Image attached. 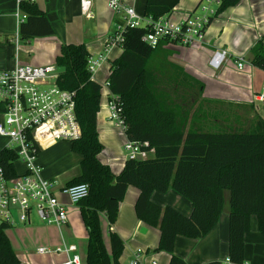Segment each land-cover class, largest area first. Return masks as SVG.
<instances>
[{"label": "trees", "instance_id": "obj_1", "mask_svg": "<svg viewBox=\"0 0 264 264\" xmlns=\"http://www.w3.org/2000/svg\"><path fill=\"white\" fill-rule=\"evenodd\" d=\"M179 1L146 0L144 13L154 20L170 17ZM239 1L219 0L205 30L217 14ZM19 7L26 14L19 24L22 40L55 34L47 15L35 2L20 1ZM149 31L150 25L127 26L120 45L123 52L111 61L108 85L118 102L125 134L129 140L147 141L155 149L154 155L147 159H127L119 174H114L99 159L104 149L97 129L102 86L91 78L90 53L85 43L62 44L56 58V64L66 68L57 83L76 92V112L82 129V135L70 141L72 151L81 155L80 172L65 186L89 185L88 196L78 204L88 231L86 264H122L124 241L111 228L130 185L140 190L136 214L143 222L159 227L157 250L171 254L169 264H188L174 252L176 237L207 235L218 223L225 191H229L228 258L232 263L242 264L245 234L250 230L252 216L257 217L264 236V119L256 113L246 125L240 118L235 117L234 121L229 111L211 108L206 99L201 98L194 105L192 92L194 89L202 92L204 84L168 60L171 52L163 46L175 40L163 38L152 47L143 40ZM251 52V62L264 68V35ZM5 109L6 104L0 100V113ZM17 158L11 149H0V166L8 177L16 175ZM169 189L191 202L189 215L152 200L154 191ZM101 213L106 214L109 222L111 253L104 243ZM0 264H20L3 228H0ZM204 264L223 262L213 260Z\"/></svg>", "mask_w": 264, "mask_h": 264}, {"label": "crops", "instance_id": "obj_2", "mask_svg": "<svg viewBox=\"0 0 264 264\" xmlns=\"http://www.w3.org/2000/svg\"><path fill=\"white\" fill-rule=\"evenodd\" d=\"M122 1L135 7L140 15H145L146 0ZM203 1L180 0L169 20L181 23L188 16H194L197 6L200 2L203 5ZM206 1L209 4L215 2L217 6L219 4L217 0ZM33 2L47 15L55 34L22 41L19 37V24L21 15H26L25 12L18 7L16 0H0V69H11L19 64L57 65L56 58L62 44L85 43L90 57L99 60L91 77L102 86L97 129L104 149L99 154V159L109 165L114 174H119L127 160L124 145L128 138L123 127L111 119L110 101L113 95L108 80L111 61L119 58L123 52L121 46L109 44V38L118 29L120 15L109 7L108 0H93L89 13L82 12L80 0ZM217 6L212 8L210 5H203L205 13L198 16L214 14ZM263 35L264 0H240L214 17L202 39L189 44L179 40L168 42L163 49L171 52L168 57L171 63L182 67L186 74L204 84V89L200 92L202 99L208 100V103L228 105L235 110L248 109L250 124L256 113L264 119V101L255 100L256 95L263 90L264 68L251 62V49ZM223 50L228 51V56L221 67L215 69L210 61L216 51ZM238 57L245 59L242 69L237 67ZM112 133L118 137L117 143L111 140ZM57 144L59 143L42 148L36 157V164L40 166L43 177L55 179L58 186L62 187L78 176L81 155L72 151L70 142L68 148L72 161L70 164L66 163V169L61 171L59 166H50L48 152ZM77 165L78 171L75 170ZM71 170L75 172L70 175ZM139 194L140 190L136 186L130 185L127 188L119 203L117 220L111 228L124 241L120 262L131 264L136 251L142 249L140 264H169L171 254L157 250L161 234L159 227L143 222L136 214L135 204ZM60 199L67 205L68 218L65 224L34 222V215L37 214L33 213L30 223L19 224L5 231L14 228L19 232L17 237L9 235V240L20 264H61L67 259V254L55 251L40 253L39 248L54 249L69 244L77 246L75 253L79 255L81 264H86L88 231L80 207L69 203L64 195H60ZM152 200L162 206L171 205L185 215L192 212L191 202L173 189L167 192L154 191ZM229 214L230 192L225 191L224 209L215 227L199 238L177 236L175 254L188 264H204L213 260L225 262L228 259ZM100 223L105 246L111 253L110 227L106 214H100ZM245 263L264 264V236L259 230L256 216L251 217L250 230L245 234Z\"/></svg>", "mask_w": 264, "mask_h": 264}, {"label": "built area", "instance_id": "obj_3", "mask_svg": "<svg viewBox=\"0 0 264 264\" xmlns=\"http://www.w3.org/2000/svg\"><path fill=\"white\" fill-rule=\"evenodd\" d=\"M16 1L19 7L20 1L34 0ZM108 4L120 15L118 29L109 38L112 46L121 45L127 26L149 25L151 31L143 36V40L152 47H156L163 38L179 40L184 44L193 43L203 38L210 16L191 15L181 23H173L166 16L157 20L142 16L135 7L123 3L122 0H108ZM80 5L82 12L89 13L93 0H80ZM25 19L26 15H21V21ZM227 56L228 51H216L210 64L219 69ZM244 62V57H238V69L244 67ZM88 64L92 74L99 65V60L90 57ZM59 74L57 65L19 64L11 69H0V100L6 104V109L0 113V136L9 139L2 148L11 149L18 155L15 176L8 177L0 166V228L4 231L19 224L30 223L33 213L44 223L63 225L67 222L68 213L67 205L60 199V195L66 196L69 203L78 205L89 194V185L86 183L59 187L55 179L43 177L40 166L36 164L40 149L58 140L72 141L82 135L76 112V92L58 85ZM262 89L255 100L264 101V86ZM110 108L111 119L125 129L115 96L110 101ZM124 149L126 158L133 160L147 159L155 153V149L147 141L127 139ZM76 250L75 244L54 249L39 248L40 253L55 251L67 254V259L61 264H81ZM141 253L142 249L136 251L131 264H140ZM223 264L235 263L228 258Z\"/></svg>", "mask_w": 264, "mask_h": 264}, {"label": "rangeland", "instance_id": "obj_4", "mask_svg": "<svg viewBox=\"0 0 264 264\" xmlns=\"http://www.w3.org/2000/svg\"><path fill=\"white\" fill-rule=\"evenodd\" d=\"M201 2L203 1V0H200ZM200 2V3H201ZM199 3V2H198ZM198 3H197V5H198ZM196 5V6H197ZM203 5H207V6H209L210 5V7H212V8H215L216 6H217V4L215 3V2H212L211 4H209L206 0H204L203 1ZM202 4L200 5V6H197V8H196V10H195V13H193L194 14V16L195 15H203L205 12L203 11V9H202V6H203ZM143 16V15H142ZM22 40V39H21ZM23 41V40H22ZM192 99L194 100V102H195V104L194 105H196L197 104V102L199 101V100H201V94H200V92L198 91V89H194L193 90V92H192ZM208 105H211V106H213V107H211V108H217L218 109V112H220V111H229L230 112V114H231V117L233 118V120L234 121H236L235 120V117H237V118H240V120H241V122H243L244 124H248L249 123V116H250V114H249V110L248 109H244V108H239V109H234V108H231L230 106H228V105H224V104H222V105H220V104H215L214 102H211V103H209ZM234 111H236V113L237 114H235V112ZM0 119H1V117H0ZM220 125H224V123H221L220 122ZM112 136V141H115V143H117L118 141H117V136L115 135V134H111ZM119 140H120V138H119ZM8 141H9V139L8 138H6V137H3V136H0V149L4 146V145H6L7 143H8ZM55 143H59V144H57V145H55V146H53V147H51V149L49 150V152L48 153H50V155H49V158H50V162H49V165L50 166H59L60 168V170L61 171H64L65 169H66V163L67 164H70L69 162H71L72 161V155H71V151L69 150V148H68V145L70 144V141H68V140H58V141H56V142H54L53 144H55ZM52 145V144H51ZM45 153V152H44ZM76 171H78L79 170V166L77 165V167H76V169H75ZM73 172H75L74 170H71L70 171V175L71 174H73ZM58 184V183H57ZM38 216L36 215H34V222H43L39 217L37 218ZM44 223V222H43ZM18 233L19 232H17L16 231V229H14V228H12L11 230H8L7 232H6V234H7V236L9 237V235L10 236H18Z\"/></svg>", "mask_w": 264, "mask_h": 264}, {"label": "water", "instance_id": "obj_5", "mask_svg": "<svg viewBox=\"0 0 264 264\" xmlns=\"http://www.w3.org/2000/svg\"><path fill=\"white\" fill-rule=\"evenodd\" d=\"M65 70H66V68L64 67V66H57V72L58 73H63V72H65Z\"/></svg>", "mask_w": 264, "mask_h": 264}]
</instances>
